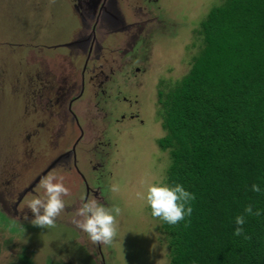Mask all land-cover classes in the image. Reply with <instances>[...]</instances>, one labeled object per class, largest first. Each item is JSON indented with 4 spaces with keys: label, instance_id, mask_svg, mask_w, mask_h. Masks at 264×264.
Instances as JSON below:
<instances>
[{
    "label": "rangeland",
    "instance_id": "374dc122",
    "mask_svg": "<svg viewBox=\"0 0 264 264\" xmlns=\"http://www.w3.org/2000/svg\"><path fill=\"white\" fill-rule=\"evenodd\" d=\"M219 2L0 0V264H168L138 195L169 164L158 91L188 71L198 24ZM48 168L71 191L50 229L27 207ZM82 198L122 209L113 244L72 223Z\"/></svg>",
    "mask_w": 264,
    "mask_h": 264
},
{
    "label": "trees",
    "instance_id": "16d2710c",
    "mask_svg": "<svg viewBox=\"0 0 264 264\" xmlns=\"http://www.w3.org/2000/svg\"><path fill=\"white\" fill-rule=\"evenodd\" d=\"M196 33L188 71L157 99L164 182L195 195L190 217L157 218L168 264H264V0H220ZM249 203L262 214L236 236L235 217Z\"/></svg>",
    "mask_w": 264,
    "mask_h": 264
},
{
    "label": "clouds",
    "instance_id": "9594fccd",
    "mask_svg": "<svg viewBox=\"0 0 264 264\" xmlns=\"http://www.w3.org/2000/svg\"><path fill=\"white\" fill-rule=\"evenodd\" d=\"M64 181L65 177H58L52 173L41 178L39 187L44 190L43 196L31 199L27 205L34 216L31 220L33 226L46 229L56 226L57 218L65 209L64 198L71 195ZM109 190L118 194L120 186L118 183H112ZM251 191L260 193L262 191L260 184H252ZM138 195L151 208L153 218H158L169 225L178 224L186 216L190 217L193 212L191 202L195 200V195L179 183L170 185L161 179L146 184L143 192ZM261 214L260 209H254L253 204L246 205L243 213L235 217L237 227L234 235H244L243 226L247 217H259ZM121 215L122 209L119 206L108 208L96 200L82 198L72 223L86 233L93 244L111 245L117 236V217ZM245 239L250 237L245 236Z\"/></svg>",
    "mask_w": 264,
    "mask_h": 264
},
{
    "label": "flooded vegetation",
    "instance_id": "af4514ba",
    "mask_svg": "<svg viewBox=\"0 0 264 264\" xmlns=\"http://www.w3.org/2000/svg\"><path fill=\"white\" fill-rule=\"evenodd\" d=\"M105 4V3H104ZM106 14H108L107 12H106ZM109 15H111V14H109ZM112 16V15H111ZM99 17H100V15H99ZM99 17L96 19L97 21H96V23H95V25H94V27L96 26V24H97V22H98V20H99ZM94 40V39H93ZM93 44H94V41H92V44H91V48H92V46H93ZM91 51V50H90ZM139 71V69H136V72H138ZM93 76H95V75H93ZM100 86L101 85H99V88H100ZM102 94H103V92H102ZM81 98V96H79V97H76V98H74L72 101L74 102L76 99H80ZM131 117H133V116H131ZM123 118V117H122ZM82 136H83V134H82ZM81 138L82 137H77V139L75 140L76 142H75V144H74V146H73V149H72V151L74 152V154H75V148L77 147V145H78V143L81 141ZM71 151V150H70ZM69 151H67L66 153H68ZM73 154V155H74ZM89 196V193H87V197ZM92 196H93V194H92Z\"/></svg>",
    "mask_w": 264,
    "mask_h": 264
},
{
    "label": "water",
    "instance_id": "95a60500",
    "mask_svg": "<svg viewBox=\"0 0 264 264\" xmlns=\"http://www.w3.org/2000/svg\"><path fill=\"white\" fill-rule=\"evenodd\" d=\"M105 2V1H104ZM52 167H50V169H51ZM49 168L47 169V170H45L40 176H39V180L43 177V176H45L46 175V173L50 170ZM31 187V186H30ZM29 187V188H30Z\"/></svg>",
    "mask_w": 264,
    "mask_h": 264
}]
</instances>
